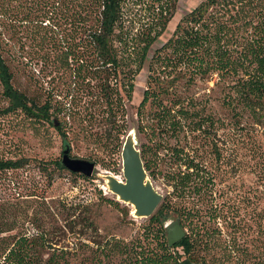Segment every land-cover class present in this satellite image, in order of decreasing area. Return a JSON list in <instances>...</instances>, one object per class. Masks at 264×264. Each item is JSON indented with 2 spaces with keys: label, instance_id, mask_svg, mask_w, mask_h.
Listing matches in <instances>:
<instances>
[{
  "label": "trees",
  "instance_id": "16d2710c",
  "mask_svg": "<svg viewBox=\"0 0 264 264\" xmlns=\"http://www.w3.org/2000/svg\"><path fill=\"white\" fill-rule=\"evenodd\" d=\"M178 2L0 0V85L9 102L0 115L21 111L32 120L51 123L71 154L61 120L52 118L51 100L36 102L14 85L1 39L13 32L17 22L33 24L31 37L57 50L58 66L70 70L74 79L88 80L87 84L95 80V87L88 91L93 102L90 118L101 117L110 127L105 132L109 135L115 130L117 111L123 120L118 132L126 129V101L132 99L135 79L149 61L147 88L137 111L140 132L148 137V144L142 147L145 167L155 176L159 151L170 148L178 169L168 176L178 196L184 198L187 191L199 201L202 195L213 200V177L186 149L203 147L197 142L200 137L209 144L219 123L213 108L194 103L196 92L191 89L200 82L214 81L221 107L235 129L264 128V0H203L181 18L172 36L150 56ZM69 97L57 108L68 117L76 113L73 96ZM148 106L150 112L146 113ZM220 126L225 127V119ZM170 138L176 142L173 147ZM211 148L221 158L219 145ZM26 164L25 158L0 157V173ZM55 164L65 169L61 160ZM73 173L85 181L94 180ZM204 207L207 210L195 205L178 209L164 202L128 239L102 234L92 204L84 197L63 201L58 209L48 206L47 211L32 213L20 207L15 197H0V264H215L220 260L215 250H228L231 245L227 237L222 238V229H212L210 222H225L228 215L224 203L220 208L218 204ZM171 210L186 231L175 245L169 244L165 227Z\"/></svg>",
  "mask_w": 264,
  "mask_h": 264
},
{
  "label": "rangeland",
  "instance_id": "374dc122",
  "mask_svg": "<svg viewBox=\"0 0 264 264\" xmlns=\"http://www.w3.org/2000/svg\"><path fill=\"white\" fill-rule=\"evenodd\" d=\"M202 1L179 0L174 17L153 45L150 56L172 36L181 18ZM15 25L13 32L5 33L1 39V52L11 67L15 87L36 102L51 100L56 114L52 118L61 120L72 156L95 161L97 165L90 176L94 180L89 181L67 168L59 169L55 162L62 159L65 148L64 137L59 130L49 122L32 120L21 111L0 115V157L27 159L22 168L0 173V197H15L19 206L30 213L47 211L48 206L58 209L63 201H78L84 197L92 204L102 234L132 238L147 218L134 216L132 206L118 200L106 185L104 176L112 173L123 179L122 149L130 130L135 132L141 151L143 145L148 144L146 133L140 132L137 111L147 88L149 61L135 79L132 99L126 101V129L118 132V125L123 124V120L116 109L117 124L109 135L105 132L110 127L101 117L90 118L93 102L88 91L95 87V80L87 84L88 80L82 83L74 79L70 70L64 71L58 66L55 59L57 50H52L48 43L40 45V38L31 37L29 32L33 24L17 22ZM191 91L196 92L194 103H200L207 109L213 108L219 123L209 137V144L200 141V137L197 142L203 147L186 149L201 161L205 173L213 177V200L209 195H202L199 201L187 191L184 198L178 196L175 183L168 176L178 169L170 148L159 151L161 159L156 174L152 176L148 171L149 176L164 195L162 203H169L175 208L195 205L207 210L204 206L211 208L218 204L220 208L221 204H225L227 220L218 219L210 224L212 229H222V238L227 237L231 246L228 250L221 247L215 250L216 257L220 259L215 264H264V128L249 125L244 130L235 129L230 116L221 107L220 93L214 81L200 82ZM68 96H73L76 105V113L70 117L65 111L57 110L62 101L71 98H66ZM8 104L0 85V109ZM145 111L150 112V106ZM147 119L146 116L144 124ZM222 119H225V127L220 126ZM162 137L166 139V136ZM169 143L173 147L176 142L170 138ZM216 143L221 148V158L212 151L211 145ZM181 169L186 170L184 166ZM100 195L118 204H111ZM168 214L165 225L176 221L173 210Z\"/></svg>",
  "mask_w": 264,
  "mask_h": 264
},
{
  "label": "water",
  "instance_id": "95a60500",
  "mask_svg": "<svg viewBox=\"0 0 264 264\" xmlns=\"http://www.w3.org/2000/svg\"><path fill=\"white\" fill-rule=\"evenodd\" d=\"M61 161L68 170L88 177L93 175L96 166L95 161L71 156L70 147L67 145L63 150ZM122 173L123 180L112 173L105 174L109 190L117 196L119 201L134 207V216L141 218L152 216L161 205L164 195L149 176L133 130H130L124 139ZM165 227L170 245L177 244L186 235L178 219Z\"/></svg>",
  "mask_w": 264,
  "mask_h": 264
},
{
  "label": "bare ground",
  "instance_id": "6f19581e",
  "mask_svg": "<svg viewBox=\"0 0 264 264\" xmlns=\"http://www.w3.org/2000/svg\"><path fill=\"white\" fill-rule=\"evenodd\" d=\"M116 177H117L118 179H120V180H123L122 177H119V176H117V175H116ZM133 212H134V207L132 206V213H133Z\"/></svg>",
  "mask_w": 264,
  "mask_h": 264
},
{
  "label": "flooded vegetation",
  "instance_id": "af4514ba",
  "mask_svg": "<svg viewBox=\"0 0 264 264\" xmlns=\"http://www.w3.org/2000/svg\"><path fill=\"white\" fill-rule=\"evenodd\" d=\"M97 165V164H96ZM95 168H96V166H95Z\"/></svg>",
  "mask_w": 264,
  "mask_h": 264
}]
</instances>
